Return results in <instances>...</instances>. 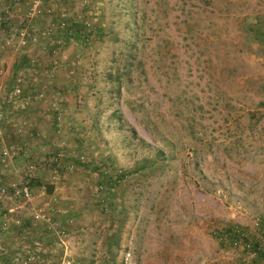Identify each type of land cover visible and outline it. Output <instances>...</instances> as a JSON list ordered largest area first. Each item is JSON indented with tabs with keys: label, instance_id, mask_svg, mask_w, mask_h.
Returning <instances> with one entry per match:
<instances>
[{
	"label": "rangeland",
	"instance_id": "rangeland-1",
	"mask_svg": "<svg viewBox=\"0 0 264 264\" xmlns=\"http://www.w3.org/2000/svg\"><path fill=\"white\" fill-rule=\"evenodd\" d=\"M0 19V264H264V0Z\"/></svg>",
	"mask_w": 264,
	"mask_h": 264
},
{
	"label": "trees",
	"instance_id": "trees-1",
	"mask_svg": "<svg viewBox=\"0 0 264 264\" xmlns=\"http://www.w3.org/2000/svg\"><path fill=\"white\" fill-rule=\"evenodd\" d=\"M0 24L6 25V21L5 20L1 21V19H0ZM19 34H20V32H19ZM69 36H70V34H68V37ZM76 37H79V35L76 36ZM54 123H56V121H54ZM157 152H158V155H160V160L161 161H162V159L164 160V158H166V156L164 155V153L162 151L158 150ZM156 162L157 161H155L154 163L149 164V166L153 167L156 164ZM52 188H53V186H49V191H51ZM119 240H120V236H119L118 232H112L111 234L107 235L106 238H105V243L107 244L106 248H105V252L110 255V257H111V259L113 261L115 260V255L114 254L116 253V251H114L113 249L114 248H119Z\"/></svg>",
	"mask_w": 264,
	"mask_h": 264
},
{
	"label": "built area",
	"instance_id": "built-area-1",
	"mask_svg": "<svg viewBox=\"0 0 264 264\" xmlns=\"http://www.w3.org/2000/svg\"><path fill=\"white\" fill-rule=\"evenodd\" d=\"M25 192H26V190H25Z\"/></svg>",
	"mask_w": 264,
	"mask_h": 264
}]
</instances>
